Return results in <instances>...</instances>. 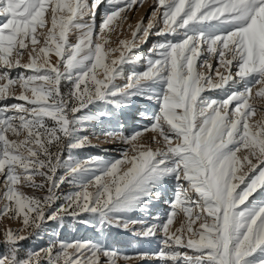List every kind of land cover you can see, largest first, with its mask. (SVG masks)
<instances>
[{"label":"snow or ice","instance_id":"1","mask_svg":"<svg viewBox=\"0 0 264 264\" xmlns=\"http://www.w3.org/2000/svg\"><path fill=\"white\" fill-rule=\"evenodd\" d=\"M143 2L0 0V218L21 225L0 231V264L127 262L132 257L100 241L53 239L23 257L19 244L47 221L63 227L65 217L101 229L143 225L126 214L159 199L167 183L174 192L166 218L136 233L162 234V264H264V0H153L147 25H129L131 40L106 47L126 12ZM73 30L80 33L74 44ZM150 35L164 37L149 49L159 58L133 54ZM141 59L146 70L117 85L122 66ZM14 69L25 72L14 76ZM213 90L223 98L204 95ZM133 96L154 100L158 110L129 135L102 133L128 145L120 159H64L65 150L91 146L79 133L106 115L77 113L101 101L119 107ZM9 99L19 102L2 103ZM145 133L152 134L147 141ZM65 183L79 190L61 194ZM258 189L261 198L253 197Z\"/></svg>","mask_w":264,"mask_h":264},{"label":"rangeland","instance_id":"2","mask_svg":"<svg viewBox=\"0 0 264 264\" xmlns=\"http://www.w3.org/2000/svg\"><path fill=\"white\" fill-rule=\"evenodd\" d=\"M91 2L92 0H89V4H91ZM108 7L109 6L106 2L98 7L94 33H99L103 13L106 9H108ZM154 7H156V5L153 3V0H144L143 4L138 8L134 6L133 10L127 11L126 15L128 19L123 22L122 26H117L115 30L111 32L110 43L106 47L119 48V40H131L132 36L129 25H131L132 29H134L136 24L141 20H143L145 25H147ZM139 11H141V13L140 15H137ZM159 15L160 13L158 12L157 16L159 17ZM3 21L4 18L0 17V22ZM153 31H155V29H153ZM79 35V31L73 30V34L70 36V42L73 44L76 43ZM168 39L174 38L168 37ZM163 40L164 37L150 35L147 38L146 43L141 42L138 48L133 49V54L138 57L147 58L151 56L153 59L159 58L156 54H150L149 49L152 48L154 44L163 42ZM97 42L102 41L97 40ZM118 56L119 52L117 51L109 57V60L117 58ZM51 59L54 62L56 57L52 55ZM24 60L25 62L27 61V56L24 57ZM210 62L214 65V67L217 64L215 59H211ZM122 67L123 74L115 80V83L120 86L127 83V76L132 72H142L146 70L147 60L141 59L138 62L124 64ZM233 71H235V67L233 68ZM20 72H25V70L14 69L11 74L15 76ZM98 72L102 73V69H98ZM62 90L66 92L68 90L67 86L65 85ZM17 94H19V90L17 91ZM204 95H208L216 99L223 98V94L220 90L209 91L204 93ZM17 102L19 101L9 99L2 103L11 104ZM133 102L136 103L135 106L131 108L130 104ZM260 107H264V105H260ZM157 110L158 105L154 100H148L146 97L141 96H133L119 107H117L116 104H110L102 101L97 102L95 105H89L88 108L83 109L82 112L77 113V115H95L97 113H106V115H99L96 119L85 122L81 132L79 133V135H87L89 137L91 146L80 149H72L70 153L68 150H65L64 159H67L69 154L77 160H87L90 157H100L105 160L113 161L120 159L123 152L128 148V145L124 144L119 139L111 141L106 140L102 133L117 132L129 135L148 125L150 123L148 117L152 114V112ZM142 113L144 115H142ZM261 115L262 113L258 112L252 119L259 120ZM151 135V133H145L144 140L147 141ZM242 154L243 153H241V155ZM58 174L63 175V170H60ZM241 187H243V185H241ZM78 190L79 189L76 186L65 183L61 185L59 191L61 194H67ZM89 190L91 191L92 189L90 188ZM24 191L30 195H44L43 192H34L28 188H25ZM159 191V199L152 197L145 205L126 214V219L143 222V225L141 223L130 224V230H126L123 227L117 228L115 226H105L101 229L98 224L95 227L81 224L71 217H65L63 227H60L56 221H47L44 225V230H42L38 236L30 237L29 239L20 242V256L23 257L28 252L39 251L46 248L53 239H59L66 242L76 240H93L104 243L107 248L115 250L122 255L132 257V259L127 262L121 259L118 261V264H162L157 256L160 248L162 247L159 243V239L162 234L158 232L155 237H144L136 234L143 226L162 223L166 218V214L170 211L168 201L173 198V183L164 184L159 188ZM260 193L261 190L258 189L257 192L253 194V197L261 198ZM253 197H250L249 199L251 200ZM0 204H2V202H0ZM182 219V214L175 219L174 224L171 226L173 231L180 226ZM5 227L18 229L21 225L17 221L10 220L8 218H0V231H2ZM57 233L59 234L58 237L56 235ZM4 250L3 246H0V251ZM180 251L183 252L187 250L180 249ZM140 254H145L143 259L139 258ZM168 264H171V262H168Z\"/></svg>","mask_w":264,"mask_h":264},{"label":"bare ground","instance_id":"3","mask_svg":"<svg viewBox=\"0 0 264 264\" xmlns=\"http://www.w3.org/2000/svg\"><path fill=\"white\" fill-rule=\"evenodd\" d=\"M140 13H141V11H139V12L137 13V15H140ZM141 97H144V96H141ZM135 103H136V102H133V103L130 104L131 108L135 106Z\"/></svg>","mask_w":264,"mask_h":264}]
</instances>
